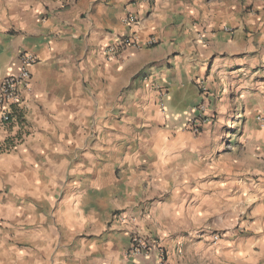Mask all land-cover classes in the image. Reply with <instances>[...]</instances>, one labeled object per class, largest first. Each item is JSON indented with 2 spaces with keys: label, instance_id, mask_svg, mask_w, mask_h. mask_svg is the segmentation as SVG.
<instances>
[{
  "label": "crops",
  "instance_id": "crops-1",
  "mask_svg": "<svg viewBox=\"0 0 264 264\" xmlns=\"http://www.w3.org/2000/svg\"><path fill=\"white\" fill-rule=\"evenodd\" d=\"M123 35L141 46L107 61ZM23 52L30 85L0 124V264H162L158 248L264 264V0H0V82ZM230 104L258 121L232 161L205 162L210 128L192 123ZM134 238L157 249L133 255Z\"/></svg>",
  "mask_w": 264,
  "mask_h": 264
},
{
  "label": "built area",
  "instance_id": "built-area-1",
  "mask_svg": "<svg viewBox=\"0 0 264 264\" xmlns=\"http://www.w3.org/2000/svg\"><path fill=\"white\" fill-rule=\"evenodd\" d=\"M133 1H150V0H133ZM124 22L129 24H138V19L133 16L124 18ZM154 39L147 40L144 45L152 46ZM140 43L133 35L116 36L113 43L106 45L103 49L104 57L107 61L113 60L128 47H140ZM36 63L34 55L23 52L20 54V69L17 73L4 77L0 82V124L6 125L14 120L13 107H21L23 100L21 90H27L30 85L31 69ZM200 127L199 121L194 120L192 130L198 132ZM219 238L217 234L212 235V239L216 241ZM157 249L155 241H142L134 238L131 243L130 252L133 255L147 256L151 251ZM157 254L160 262H164V252L159 248Z\"/></svg>",
  "mask_w": 264,
  "mask_h": 264
},
{
  "label": "rangeland",
  "instance_id": "rangeland-1",
  "mask_svg": "<svg viewBox=\"0 0 264 264\" xmlns=\"http://www.w3.org/2000/svg\"><path fill=\"white\" fill-rule=\"evenodd\" d=\"M237 106L238 104H230L227 109L223 106H219L220 108L217 110L213 108V119L205 120L202 123L199 122L200 127L198 132L202 131L205 127L210 128V136L203 141L205 151L202 154L205 162H209L211 156H218L219 163L232 161L243 142L244 135L242 131L238 133L239 129L243 125L245 126V123L246 126H249L248 124L252 122L251 124L254 126V123L258 121L247 120L246 116L239 111ZM194 133L197 134V132Z\"/></svg>",
  "mask_w": 264,
  "mask_h": 264
}]
</instances>
